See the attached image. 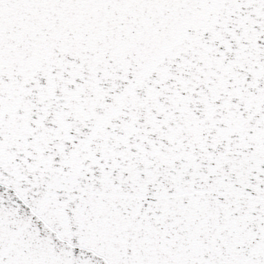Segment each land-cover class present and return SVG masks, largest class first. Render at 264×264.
Masks as SVG:
<instances>
[{"label":"snow or ice","instance_id":"snow-or-ice-1","mask_svg":"<svg viewBox=\"0 0 264 264\" xmlns=\"http://www.w3.org/2000/svg\"><path fill=\"white\" fill-rule=\"evenodd\" d=\"M0 264H264V0H0Z\"/></svg>","mask_w":264,"mask_h":264}]
</instances>
